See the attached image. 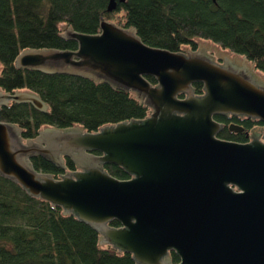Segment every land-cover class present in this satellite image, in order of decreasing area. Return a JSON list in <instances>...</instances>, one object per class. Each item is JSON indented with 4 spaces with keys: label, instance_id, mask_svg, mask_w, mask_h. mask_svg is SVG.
<instances>
[{
    "label": "water",
    "instance_id": "water-1",
    "mask_svg": "<svg viewBox=\"0 0 264 264\" xmlns=\"http://www.w3.org/2000/svg\"><path fill=\"white\" fill-rule=\"evenodd\" d=\"M124 1L107 0L105 9ZM66 24L57 34L75 49H23L14 66L105 82L132 92L149 111L92 132L75 123L42 124L32 139L0 121V177L72 214L99 234L98 249L128 253L134 264H264V129L254 126L248 141L235 142L217 137L222 124L214 119L247 117L264 127V75L210 40L193 37L198 48L180 44V51H169L104 17L93 34ZM194 82L201 83V94L193 93ZM11 91L0 90V107L28 103L47 112L36 93ZM34 156L61 169L68 158L75 169L53 178L33 169ZM104 164L128 178L109 175ZM113 220L117 226L109 225Z\"/></svg>",
    "mask_w": 264,
    "mask_h": 264
},
{
    "label": "trees",
    "instance_id": "trees-1",
    "mask_svg": "<svg viewBox=\"0 0 264 264\" xmlns=\"http://www.w3.org/2000/svg\"><path fill=\"white\" fill-rule=\"evenodd\" d=\"M105 8L106 0H0V90L26 88L48 107L47 112L28 103L0 107V121L23 128L22 139L34 138L42 124L67 128L75 123L92 132L105 123L142 119L149 111L132 92L128 96L129 91L105 82L14 66L23 49H75V42L57 34L59 24L93 34L104 17L120 27H133L144 44L169 51H180V44L195 49L193 37L210 40L220 49L243 55L264 75V0H125L109 12ZM147 80L154 84L152 77ZM191 86L194 94L202 93L201 83ZM228 120L241 126V132L224 126L218 138L245 142L246 130L263 127L257 119L229 116ZM30 162L35 171L53 178L75 169L68 158H63L64 169L38 156ZM103 169L117 179L128 178L118 166L104 164ZM52 207L0 177V264H134L128 253L118 255L107 245L98 249L95 230L70 213L62 215L59 206ZM169 257L178 261L173 251Z\"/></svg>",
    "mask_w": 264,
    "mask_h": 264
},
{
    "label": "flooded vegetation",
    "instance_id": "flooded-vegetation-1",
    "mask_svg": "<svg viewBox=\"0 0 264 264\" xmlns=\"http://www.w3.org/2000/svg\"><path fill=\"white\" fill-rule=\"evenodd\" d=\"M214 61H216L217 63H221L222 62V59L221 58H218V57H214V59H213ZM223 119H221V120H217L219 123H221L222 124V128L224 127V126H226V127H228V125H230V124H232L229 120H228V118H229V116H221ZM224 121H228L227 123H225ZM251 128H249L248 130H246L245 131V133H244V136H245V138H246V141H248L250 138L248 137L249 136V130H250ZM234 132H241V131H234ZM169 252L170 251H168V256H169ZM169 259H170V257H169ZM175 263V262H174Z\"/></svg>",
    "mask_w": 264,
    "mask_h": 264
},
{
    "label": "rangeland",
    "instance_id": "rangeland-1",
    "mask_svg": "<svg viewBox=\"0 0 264 264\" xmlns=\"http://www.w3.org/2000/svg\"><path fill=\"white\" fill-rule=\"evenodd\" d=\"M105 19H106V18H105ZM106 20L115 24L114 20H113V21H112L111 19H106ZM60 25H61V24H59V27H60ZM115 25H116V24H115ZM117 26H118V25H117ZM61 33H63V29L61 30ZM196 48H198V46H197V43L195 42V49H196ZM189 49H190V48H189ZM219 49H220V48H219ZM220 50H223V49H220ZM205 52L208 53V54H210V55H212L213 57H217V56L214 55V51H213V49L210 50V51H208V50L206 49ZM245 60H246V59H245ZM247 62H248V61L246 60L245 63H247ZM250 64H251V63L249 62L248 65H250ZM254 70H255V69H253L252 72H253ZM255 126H258V125H255ZM252 127H254V126H252ZM252 127H251V128H252ZM262 128L264 129V127H262Z\"/></svg>",
    "mask_w": 264,
    "mask_h": 264
},
{
    "label": "crops",
    "instance_id": "crops-1",
    "mask_svg": "<svg viewBox=\"0 0 264 264\" xmlns=\"http://www.w3.org/2000/svg\"><path fill=\"white\" fill-rule=\"evenodd\" d=\"M106 3H107V0H106ZM117 4H119V3H117ZM117 4H116V5H117ZM115 7H116V6H115Z\"/></svg>",
    "mask_w": 264,
    "mask_h": 264
}]
</instances>
